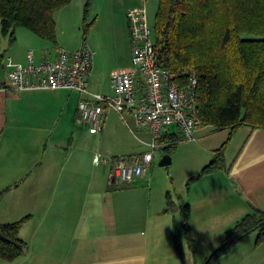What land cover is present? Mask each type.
Masks as SVG:
<instances>
[{"label": "crops", "instance_id": "obj_1", "mask_svg": "<svg viewBox=\"0 0 264 264\" xmlns=\"http://www.w3.org/2000/svg\"><path fill=\"white\" fill-rule=\"evenodd\" d=\"M39 38L31 35V46L23 51L20 45L11 49L0 22V222L29 216L20 231L25 253L13 261L0 257V264H205L228 230L253 209L264 210V128L249 125L240 127L226 144L223 168L188 183L213 159L230 130L207 125L186 138L173 123L158 139L155 155L161 149L168 154L167 146L175 141L169 155L177 164L184 160L183 168L170 169L161 180L154 155L142 176L114 182L113 160L149 151L152 134L136 129L131 115L125 122L114 111L133 135L125 150L102 152L100 143L94 146L88 138L104 133L108 115L103 130L91 132L78 119V92L11 90L6 57L25 63L31 50L40 61L56 47L65 48ZM92 77L93 67L94 88ZM110 92L109 79L103 93ZM172 125L180 134L172 132ZM102 163L104 168L111 163L108 175L106 169L100 171ZM168 195L172 210L167 209ZM186 204L193 247L185 232ZM177 235L180 250L175 247ZM256 239V232L249 234L217 264H264V242L257 245Z\"/></svg>", "mask_w": 264, "mask_h": 264}, {"label": "trees", "instance_id": "obj_2", "mask_svg": "<svg viewBox=\"0 0 264 264\" xmlns=\"http://www.w3.org/2000/svg\"><path fill=\"white\" fill-rule=\"evenodd\" d=\"M71 1L0 0L2 33L12 43L16 29L24 28L56 43L55 14ZM83 26L86 31L91 26L86 13ZM153 38L157 63L175 73L179 82L184 84L187 79L183 72L195 73L197 115L203 126L230 130L227 141L200 173L189 179L191 183L224 167L223 150L240 127L264 128V0H158ZM176 143L167 146L168 154ZM167 198V209L172 210L174 202L170 195ZM182 213L193 247L194 238L186 224L188 204ZM28 219L0 222L1 258L13 261L25 253L27 243L20 231ZM255 232L260 245L264 242V210L253 209L228 230L205 264H217ZM175 247L180 250L178 235Z\"/></svg>", "mask_w": 264, "mask_h": 264}, {"label": "built area", "instance_id": "obj_3", "mask_svg": "<svg viewBox=\"0 0 264 264\" xmlns=\"http://www.w3.org/2000/svg\"><path fill=\"white\" fill-rule=\"evenodd\" d=\"M127 19L132 42L131 68L111 76L110 93L91 87L94 51L85 43L75 50L56 47L52 55L40 61L31 50L25 63L6 59L7 79L13 91L68 89L78 92V119L91 132H101L107 112L113 110L125 122L126 115H131L136 129H147L152 134L149 151L120 155L113 160L111 177L118 184L145 173L166 127L177 124L186 138H192L203 126L197 115L195 73L183 72L187 79L182 84L175 73L157 63L153 25L145 5L130 8Z\"/></svg>", "mask_w": 264, "mask_h": 264}, {"label": "rangeland", "instance_id": "obj_4", "mask_svg": "<svg viewBox=\"0 0 264 264\" xmlns=\"http://www.w3.org/2000/svg\"><path fill=\"white\" fill-rule=\"evenodd\" d=\"M87 1L72 0L68 5L56 12L57 41L60 46L65 48L79 47L85 43L94 51L93 86L96 90L107 92L111 76L131 67L132 42L127 11L132 7L145 5L149 20L153 25L158 8V0H91L87 11H85ZM85 13L87 23L91 25L87 31L83 26ZM31 35L35 39L40 40L39 37L30 31L24 28H17L15 40L10 48L15 49L16 46L19 48L20 45V50H25L26 47L31 46V43H28V41H31ZM107 115L108 121L104 133L91 136L88 141L93 143L94 146L99 142L102 152L117 154L119 151L126 149V142L128 143L130 140L128 137L131 132L113 110L108 111ZM170 128L172 132L180 134L176 125H172ZM132 132L134 134L138 133L135 128L132 129ZM134 141L139 145L142 144L138 139ZM164 155L166 153L161 149L154 159L155 174L161 180L164 177H168L170 169L178 167L177 169L180 170L185 165L184 160L177 164V158L175 157L173 160L172 155L171 165H160ZM185 160L186 162L188 161L187 158ZM109 166L104 168L102 163L99 169L100 171L106 169L108 175Z\"/></svg>", "mask_w": 264, "mask_h": 264}, {"label": "water", "instance_id": "obj_5", "mask_svg": "<svg viewBox=\"0 0 264 264\" xmlns=\"http://www.w3.org/2000/svg\"><path fill=\"white\" fill-rule=\"evenodd\" d=\"M170 163H171V156L169 154L164 155V157L160 161V165H167Z\"/></svg>", "mask_w": 264, "mask_h": 264}]
</instances>
